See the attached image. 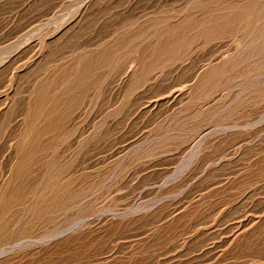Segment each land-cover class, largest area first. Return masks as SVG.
Instances as JSON below:
<instances>
[{
    "label": "rangeland",
    "instance_id": "rangeland-1",
    "mask_svg": "<svg viewBox=\"0 0 264 264\" xmlns=\"http://www.w3.org/2000/svg\"><path fill=\"white\" fill-rule=\"evenodd\" d=\"M0 264H264V0H0Z\"/></svg>",
    "mask_w": 264,
    "mask_h": 264
}]
</instances>
